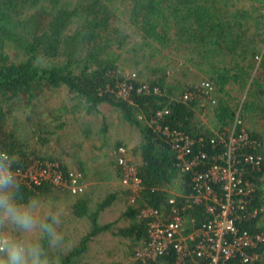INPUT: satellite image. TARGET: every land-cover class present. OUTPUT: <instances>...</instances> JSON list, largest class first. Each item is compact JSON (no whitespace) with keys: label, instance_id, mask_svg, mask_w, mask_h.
Wrapping results in <instances>:
<instances>
[{"label":"trees","instance_id":"1","mask_svg":"<svg viewBox=\"0 0 264 264\" xmlns=\"http://www.w3.org/2000/svg\"><path fill=\"white\" fill-rule=\"evenodd\" d=\"M119 12L124 20L118 16ZM76 20L80 25L68 34ZM263 21L264 0H0V165L6 167L9 163L11 170H25L33 159L39 165L46 160L55 161L66 175L65 164L59 158L43 155L41 147L46 145L49 134L65 128L66 116L75 110L91 115L98 113L100 106H107L119 113L124 125L139 132L138 144L127 150L132 162L139 159L136 172L141 183L133 203L129 202L133 195L128 190L112 192L97 202L85 191L77 195L70 207V218L87 220L89 229L68 252L50 254L53 260L47 264H81L90 241L105 232L125 240L128 249L125 257H133L148 240L146 225L139 218L141 209L148 206L166 212L169 191L176 187L175 182L184 193L193 190L191 175L182 172L174 152L159 140L147 122L191 138H204L205 142L196 143L193 152H204L209 159L220 153L221 147L208 141L214 135L210 126L226 135L235 116L241 120V127L254 119H247L249 111L264 124ZM119 23L128 25L140 39L138 47L127 48L130 55L126 57L123 50L130 35L123 28L120 33ZM165 50L182 52L189 67L180 71L184 77L196 68L191 80H197L198 73H202L207 79L203 81L211 83L214 89L201 95L194 90V84H189L190 79L181 81L184 78L167 75L172 66L167 65V69L153 66L148 59ZM120 64L130 70L141 66L139 75L149 73L145 80L151 89L149 93H136V84L140 82L130 81L133 87L128 98L118 97L115 87L123 81ZM154 87L160 90V95L152 92ZM234 87L237 91L247 89L252 102L243 100L234 110L224 97ZM61 89L77 102L71 111L64 102L45 108L51 94ZM187 90L192 96L183 101ZM208 96L214 99L213 104ZM42 108L45 109L40 111ZM161 109H167L168 113L155 118ZM16 113L22 116L17 117ZM207 113L208 116L204 115ZM24 116L31 125V137L19 127ZM100 132L107 134L105 127ZM251 136L261 147L244 151L261 156L262 168L258 173L247 169L250 174L247 177L260 184L264 180V140L257 131ZM111 146L109 156L117 165L111 152L127 147L118 140ZM2 155L6 156L4 162ZM79 169L85 176L84 167L80 165ZM113 178L120 181V170L115 171ZM54 188L47 183L30 188L18 183V187L0 189V196L6 194L21 209L44 194L47 196ZM117 194L124 200L123 211L115 221L99 224L100 214L119 199ZM253 203L259 209L256 222L242 223L239 228L264 234L262 190L257 191ZM2 215L0 212V223ZM188 215L195 226L208 218L200 206L193 207ZM50 221L47 218L41 225L42 250L52 238L44 227ZM121 221L124 225L117 226ZM255 252L259 256L257 264H264V243ZM147 264H174V255L169 251Z\"/></svg>","mask_w":264,"mask_h":264},{"label":"built area","instance_id":"2","mask_svg":"<svg viewBox=\"0 0 264 264\" xmlns=\"http://www.w3.org/2000/svg\"><path fill=\"white\" fill-rule=\"evenodd\" d=\"M122 74L123 81L115 87L118 97L128 98L133 87L130 81L140 82L136 84V93H149L151 90L148 83L137 78V74ZM193 88L201 95H208L214 89L207 81H201ZM152 92L160 95V90L155 87ZM191 96L192 93L187 90L182 97L183 101ZM208 99L211 104L214 103L211 96ZM167 111L158 110L155 118H162ZM147 125L174 152L182 172L191 175L193 190L184 193L175 182L173 185L176 187L169 191L166 212L148 206L141 209L139 218L146 225L148 240L135 251L131 259L139 264H147L171 251L174 264H257L259 256L255 250L264 243V234L239 228L242 223L256 222L259 209L253 202L257 191L263 189L261 183L247 177L250 175L247 169L258 173L262 168L261 156L244 151L246 148L255 150L261 147L252 138V132L241 127L242 122L238 116H235L226 135L211 130L214 135L208 141L213 146L218 143L221 147L220 153L209 159L204 152H193L196 143L205 142L204 138H191L166 126L154 125L151 121ZM111 155L119 167L121 185L133 195L129 199L133 203L141 183L136 172L137 162L129 160L128 152L123 147L113 150ZM1 158L3 162L6 160L5 155ZM31 159L33 157H30V162ZM47 161L39 165L33 159L25 170H11L9 163L6 168L19 184L28 188L47 183L71 196L85 191L86 183L81 172L66 169V175H63L57 162ZM175 189L178 191L175 192ZM196 206L202 207L208 217L199 226H195L194 219L188 215Z\"/></svg>","mask_w":264,"mask_h":264},{"label":"rangeland","instance_id":"3","mask_svg":"<svg viewBox=\"0 0 264 264\" xmlns=\"http://www.w3.org/2000/svg\"><path fill=\"white\" fill-rule=\"evenodd\" d=\"M210 1V0H205ZM121 16V20H124L120 12L118 16ZM80 25V21L76 20L73 25L70 26L68 34H71ZM118 27L121 28L120 33H122V28L127 29V33L130 35L128 37L126 47L124 48L123 57L129 56L126 50L127 48H132V46L138 47L140 39L138 36L132 34L131 28L126 25L119 23ZM10 54L14 56L11 50ZM148 59V56H146ZM150 63L153 66L156 64L160 68H164L167 65L172 66V69L167 70V75L176 78L181 77V81H187L190 79L189 84H198L203 80H207L202 73H198L197 80H191L196 75V68L191 69L192 74H188V77L182 75L183 69L189 68L187 63L184 61L182 52H168L165 50L161 54H156L154 58H149ZM123 73H135L137 74L138 69L141 66H129L135 70H130L124 68ZM128 67V66H127ZM168 67H166L167 69ZM149 72V71H147ZM180 73V74H179ZM187 74V72H186ZM150 74H137L139 80H146L150 77ZM203 76V77H202ZM186 78H188L186 80ZM229 104L235 110L239 108L243 100L250 103L252 102L251 95L247 89L243 91H237L236 87L233 88L231 93L224 95ZM49 101L46 102L47 107L57 106L60 102H64L65 107L71 111L72 106L77 103L72 101L70 96L66 93L65 89L58 90L54 94H51ZM40 109L42 111L43 109ZM45 112V111H44ZM17 117L22 116V113H16ZM208 116L207 114H204ZM41 118V117H39ZM254 118V119H253ZM65 128L58 133L49 134L45 146L41 147V153L46 156L53 158H59L66 166L67 170H78L80 165L84 167L85 176L84 180L86 183V193H90L93 202H97L102 199L105 195L112 192L126 190L119 180L113 178V173L118 165H114L111 162V157L109 152L111 149L112 142L115 140L121 141L127 148L126 150H131L139 142V132L136 129L129 128L124 125L120 120L119 113L112 108L107 106H100L99 111L96 114L85 115L79 110L69 113L66 116ZM64 119V120H65ZM247 119H253L251 121H246L245 127L248 131H257L259 134L263 135L264 140V124L261 119H259L252 111L247 112ZM19 125L22 132L26 133L27 136H32L31 125L28 123L26 116L21 118ZM209 123V120L205 121ZM105 127L107 130L106 136L102 135L100 129ZM211 130H215L213 127H209ZM89 131V134H85V131ZM48 131H51L49 128ZM53 132V131H51ZM35 144V141L32 140ZM39 147L38 143L35 144ZM57 145L60 149H56ZM130 154H128V157ZM138 159V158H137ZM135 159L136 162L138 160ZM130 160V159H129ZM131 161V160H130ZM134 162V161H133ZM117 168V169H116ZM261 183L262 191L264 192V180ZM51 190L46 196L43 195L39 200L34 201L30 206L26 208H21V210H29L33 214V226L31 229H25L22 226H17L14 223H7L10 219L4 214L1 217L0 223V239L11 238V240L20 242L22 245L27 243L33 246L38 245L41 239V225L47 218H50L49 226L52 228L51 241L45 250L40 249L39 246V257L40 261H45L49 263L52 261L50 254H57V252H68L71 250L80 240V238L87 233L89 229L88 221L83 219L72 220L70 218V207L74 201L78 198L76 196H71L67 193L57 192ZM175 192L178 189L174 190ZM4 196H7L6 194ZM118 198L106 212L100 214L98 222L99 224H104L108 222L115 221L123 211L125 204L123 198H120V194H117ZM94 206L92 205L91 208ZM3 213L2 210H0ZM71 221V222H70ZM81 221V222H78ZM264 223V213L261 219ZM66 222V223H64ZM70 222V223H69ZM74 223V224H73ZM124 225V221L118 222L117 226ZM60 234L62 237H60ZM60 237L59 239H57ZM127 242L120 237H114L108 232L102 233L92 239L88 244V250L83 254L80 259L81 264H138L133 261L132 257H125L128 252ZM0 258L7 260V253H0Z\"/></svg>","mask_w":264,"mask_h":264},{"label":"clouds","instance_id":"4","mask_svg":"<svg viewBox=\"0 0 264 264\" xmlns=\"http://www.w3.org/2000/svg\"><path fill=\"white\" fill-rule=\"evenodd\" d=\"M0 170V189L8 187H18L12 172L2 167ZM0 210L7 216L12 223L17 226H22L25 229H31L33 226V214L29 210H21L14 203L10 201L8 196H0ZM48 232H53L49 225H44ZM60 237L61 234H60ZM58 237L57 239H59ZM7 253V260L0 258V264H47L45 261H40L39 257V246H33L31 244H21L11 240V238L0 239V253Z\"/></svg>","mask_w":264,"mask_h":264},{"label":"crops","instance_id":"5","mask_svg":"<svg viewBox=\"0 0 264 264\" xmlns=\"http://www.w3.org/2000/svg\"><path fill=\"white\" fill-rule=\"evenodd\" d=\"M114 174H115V171H114L113 175H114ZM116 181H117V179H116ZM72 197H73V196H72ZM110 207H111V206H110ZM110 207H108V208H110ZM108 208H107V209H108ZM107 209H106L105 211H103V212H106ZM103 212H102V213H103ZM102 213H101V214H102ZM81 220H82V219H81ZM84 221H85V219H83V222H84ZM70 222H71V221H70ZM70 222H69V223H70ZM78 222H81V221H78ZM64 223H66V222H64ZM73 224H74V223H73ZM91 241H92V240H91ZM91 241H90V242H91ZM87 250H88V249H87Z\"/></svg>","mask_w":264,"mask_h":264}]
</instances>
